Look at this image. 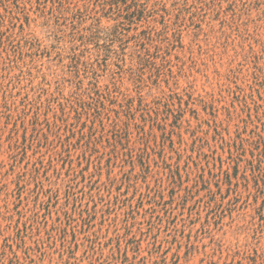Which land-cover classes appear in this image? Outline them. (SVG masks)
<instances>
[{"label": "rangeland", "instance_id": "374dc122", "mask_svg": "<svg viewBox=\"0 0 264 264\" xmlns=\"http://www.w3.org/2000/svg\"><path fill=\"white\" fill-rule=\"evenodd\" d=\"M0 264H264V0H0Z\"/></svg>", "mask_w": 264, "mask_h": 264}, {"label": "trees", "instance_id": "16d2710c", "mask_svg": "<svg viewBox=\"0 0 264 264\" xmlns=\"http://www.w3.org/2000/svg\"><path fill=\"white\" fill-rule=\"evenodd\" d=\"M115 1H117V2L120 1L121 2L122 0H115ZM133 1H136V0H133ZM124 4H126V3H124ZM157 35H160V34H157ZM95 36H96L95 31H90L88 37L89 38H94ZM146 38L150 39L151 41H153V38L151 36H149V35H147ZM141 57H140V59H141ZM145 61L147 62V61H149V59H145ZM107 88L108 87L106 86L105 88L102 89L101 87H98L97 85H94L92 87L85 88L82 91L81 95H82V97H85L83 99H101L102 97H104V93L102 91L103 90H107ZM175 95L176 94H171V93L167 94V93L163 92L159 99H174ZM130 99H133V98H130ZM139 99H143L141 95L139 96ZM117 132H116L115 137L118 138V139H123V137L120 136L119 133H117Z\"/></svg>", "mask_w": 264, "mask_h": 264}]
</instances>
